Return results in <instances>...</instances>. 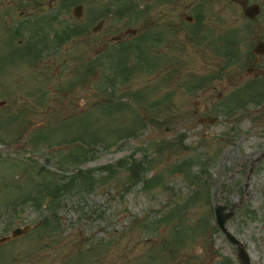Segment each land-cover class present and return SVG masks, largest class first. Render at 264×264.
I'll list each match as a JSON object with an SVG mask.
<instances>
[{"label": "rangeland", "instance_id": "rangeland-1", "mask_svg": "<svg viewBox=\"0 0 264 264\" xmlns=\"http://www.w3.org/2000/svg\"><path fill=\"white\" fill-rule=\"evenodd\" d=\"M46 1L0 0V237L31 226L0 244V264H238L215 204L264 264V78L246 79L232 111L195 112L186 60L124 35L139 0ZM23 8L28 21L46 8L47 27L21 28ZM227 11L232 52L264 36V12ZM206 114L219 122L200 124Z\"/></svg>", "mask_w": 264, "mask_h": 264}, {"label": "flooded vegetation", "instance_id": "flooded-vegetation-1", "mask_svg": "<svg viewBox=\"0 0 264 264\" xmlns=\"http://www.w3.org/2000/svg\"><path fill=\"white\" fill-rule=\"evenodd\" d=\"M139 1L141 2V13L137 35L140 37V42L142 43L143 39L149 42L151 34L154 59L186 60L189 66L185 92L189 97L190 108L195 112L212 113L222 109L224 112L232 111L238 103L237 93L242 89L246 79L264 78V36L257 37L252 45L245 48L242 53L239 50L232 52L228 40L235 39V37L226 38L221 27L223 21L225 22L226 18L234 16L235 13L227 11L226 15H222L224 0ZM228 1L231 6L242 8L243 12L248 7L257 5L258 13L253 18L247 16L252 20L262 16L264 12V0ZM58 4L57 2L56 7L59 6ZM50 5L47 3V6L50 7ZM151 7L153 11L149 10ZM33 9L31 8L32 14ZM44 12V15H40ZM31 13H27L24 8L19 12V19L22 17L26 19L25 24L20 25L21 28L26 30L47 27L45 25L47 22L42 21V18H47L46 8L36 10V14L39 13L40 16L28 21ZM32 21H40L42 24L33 25ZM106 24L105 20L102 25L103 32L106 31L104 29ZM257 31L259 32V27ZM109 37H103L102 45L105 44L108 47L111 43ZM96 44L97 42L94 41V50H96ZM162 48L168 52L162 51ZM161 85L158 79V87ZM161 98L156 97L158 101L163 102Z\"/></svg>", "mask_w": 264, "mask_h": 264}, {"label": "water", "instance_id": "water-1", "mask_svg": "<svg viewBox=\"0 0 264 264\" xmlns=\"http://www.w3.org/2000/svg\"><path fill=\"white\" fill-rule=\"evenodd\" d=\"M75 12L79 15V11H80V7H76ZM256 11V10H255ZM248 15H253L254 13H251V8L248 9L247 11ZM98 29L97 27L94 28V30ZM202 121H210V122H215L216 119L214 118H204ZM224 207L221 205H217L215 207V222L216 224L220 227V229L222 230V232L224 233L225 237L227 238V240L234 244V245H240L239 240H237L235 238V236L227 229V227L225 226V222L228 218H230L233 215V212L230 211L227 214H224ZM30 228V226H24V227H16L11 231V236H4L0 238V244L3 242L8 241L10 238H14V237H18L20 235H22L23 233H25L28 229ZM238 261L240 262V264H250V260L249 257L246 253V251L239 246V251H238Z\"/></svg>", "mask_w": 264, "mask_h": 264}]
</instances>
